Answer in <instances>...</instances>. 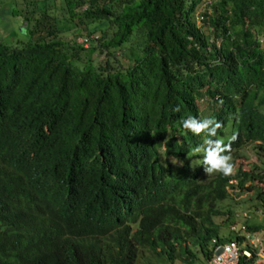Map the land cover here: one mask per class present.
Wrapping results in <instances>:
<instances>
[{
	"label": "trees",
	"instance_id": "1",
	"mask_svg": "<svg viewBox=\"0 0 264 264\" xmlns=\"http://www.w3.org/2000/svg\"><path fill=\"white\" fill-rule=\"evenodd\" d=\"M39 1L0 0V264L205 261L218 201L264 208L255 164L204 180L264 150V0Z\"/></svg>",
	"mask_w": 264,
	"mask_h": 264
},
{
	"label": "rangeland",
	"instance_id": "2",
	"mask_svg": "<svg viewBox=\"0 0 264 264\" xmlns=\"http://www.w3.org/2000/svg\"><path fill=\"white\" fill-rule=\"evenodd\" d=\"M38 2L40 1L38 0ZM79 26L80 34L77 35V40L82 41L85 37L86 29L81 25ZM73 29L74 28L65 31L59 36L68 39L73 36ZM84 42V46L88 45L87 41ZM99 57H103V55L101 54ZM256 143L257 141H248L240 147L232 150L231 153L224 155L222 158L230 155L231 159H235L236 164H242L245 168L252 167V165L255 164L258 166L256 167V170L264 173V150L257 146ZM216 169L217 168L212 164V166L205 172L204 180H208ZM248 184L249 182L246 183V185ZM256 184L257 187L264 189V179L256 181ZM256 192L257 188H243L241 190H238L237 188L228 197L218 201L217 205L221 209H232L230 217H228L227 213L213 216L214 221L220 224L219 232L221 235H232L229 232V226L233 221H236L239 224L243 222L264 224V208L260 205ZM243 211H246L248 216H242ZM193 249L198 251V246L193 247ZM199 257L203 261L201 254H199ZM149 260H151L152 264H185L180 258H175L172 262L167 259H159L149 251H145L143 256H139L136 264H146Z\"/></svg>",
	"mask_w": 264,
	"mask_h": 264
},
{
	"label": "built area",
	"instance_id": "3",
	"mask_svg": "<svg viewBox=\"0 0 264 264\" xmlns=\"http://www.w3.org/2000/svg\"><path fill=\"white\" fill-rule=\"evenodd\" d=\"M229 182L236 180L230 179ZM242 216H248L247 212L243 211ZM229 232L232 235L225 236V240L211 239L210 256L201 264H239L241 258L253 259L252 263L264 260V224L260 228L248 229L246 222L233 221Z\"/></svg>",
	"mask_w": 264,
	"mask_h": 264
},
{
	"label": "clouds",
	"instance_id": "4",
	"mask_svg": "<svg viewBox=\"0 0 264 264\" xmlns=\"http://www.w3.org/2000/svg\"><path fill=\"white\" fill-rule=\"evenodd\" d=\"M219 126V125H218ZM193 127H196L197 129H199V125H193ZM236 137L233 136L232 139L234 140ZM230 147V145H226V148L228 149ZM212 159L213 165L216 168H222L223 169V174L224 175H229L233 172V165L231 163H226L227 160H231L230 155H227L226 157L217 160L215 158V156H211L210 157Z\"/></svg>",
	"mask_w": 264,
	"mask_h": 264
},
{
	"label": "crops",
	"instance_id": "5",
	"mask_svg": "<svg viewBox=\"0 0 264 264\" xmlns=\"http://www.w3.org/2000/svg\"><path fill=\"white\" fill-rule=\"evenodd\" d=\"M263 244H264V242H263ZM246 260H247V259H246ZM252 260H253V259H250L249 262H247L246 264H261V263L264 262V260H263V261H261V262L252 263ZM203 262H204V261H202L201 263H203ZM201 263H199V264H201Z\"/></svg>",
	"mask_w": 264,
	"mask_h": 264
}]
</instances>
